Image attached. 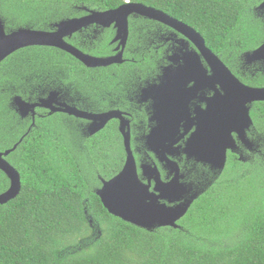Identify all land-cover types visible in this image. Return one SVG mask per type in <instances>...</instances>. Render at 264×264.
Returning <instances> with one entry per match:
<instances>
[{"label":"trees","instance_id":"trees-1","mask_svg":"<svg viewBox=\"0 0 264 264\" xmlns=\"http://www.w3.org/2000/svg\"><path fill=\"white\" fill-rule=\"evenodd\" d=\"M126 1L0 0V17L8 31L21 26L51 30L61 19L85 14V8L115 9ZM129 1L193 26L234 71L244 52L264 41V17L256 10L262 0ZM162 26L131 17L126 60L107 67H87L65 50L40 45L22 48L0 63V148L24 137L7 157L20 170L22 190L0 204V264H264V101L254 102L251 111L249 136L259 151H247L245 161L231 154L221 176L198 166L191 179L200 197L181 227L153 230L111 214L96 193L101 178L113 177L124 164L109 146L120 143L116 126L90 136L82 119L40 110L44 115L29 130L32 117H21L12 105L15 95L37 100L58 90L68 102L92 112L128 109L131 82L157 71L160 53L149 40ZM114 32L92 25L70 41L86 53L107 56L114 53ZM139 46L151 50H136ZM253 80L264 85L263 76ZM199 175L206 177L197 181ZM8 186L0 172V191ZM94 227L100 229L96 236Z\"/></svg>","mask_w":264,"mask_h":264},{"label":"water","instance_id":"water-1","mask_svg":"<svg viewBox=\"0 0 264 264\" xmlns=\"http://www.w3.org/2000/svg\"><path fill=\"white\" fill-rule=\"evenodd\" d=\"M257 8L264 9V1ZM85 10L87 13L82 16L57 21L52 25L51 30L21 26L8 31L4 19L0 17V63L22 48L36 45L65 50L91 68L123 63L130 35V17L136 15L164 23L182 33L198 46L199 51H190L185 54L186 64L171 73L170 79L174 85L180 88L173 93L171 101L167 95L168 92L166 93L160 84L151 88L154 89L152 96L155 102L154 108L160 117L157 118L159 125L148 134L146 141L150 151L156 155L160 162L164 163L165 167L176 168L174 177L169 182H163L158 166L150 163L141 164L142 174L140 175L138 162L132 148L130 120L120 109L102 113L92 112L71 104L58 90H52L47 96L36 101L26 100L21 95H16L12 104L21 117L25 118L32 114L33 123L30 130L35 125L38 107L47 109L49 114L63 112L88 120L87 132L90 136L102 130L110 120L119 119L120 132L124 138L127 154L126 160L116 175L109 179H101L102 185L96 190V193L111 214L129 223L148 230L166 226L181 227L179 221L188 213L193 202L199 197V192L197 190L193 192L192 185L180 182V178L184 175L180 173L178 162L168 155L173 154L172 150L177 149L175 145L180 137H177L172 129L175 125L166 122V119L169 114L178 115L177 111L183 107L185 93L181 91V87L185 84L186 77L188 76L189 81L200 82L212 79L217 88L214 97L208 101L207 107L199 112V124L196 131L190 135L183 152L188 158H195L196 161L209 165L219 175L226 168L228 150H234L237 147L233 133L238 135L239 140L250 151L254 149L255 142L248 136V130L254 124L251 107L254 102L264 101V87L244 84L221 57L207 46L205 37L196 28L172 17L161 9L129 1L115 9L85 8ZM90 25L103 28L113 26L115 28L116 34L112 42L118 43L117 53L109 56H97L84 52L69 41L75 33ZM200 53L212 66L213 75L210 77L206 75L207 70L202 64ZM263 55L264 43L254 50L247 51L244 58L246 61L252 62L260 59ZM169 83L170 80L168 85ZM174 95H178V98H173ZM166 126H168V130L162 131ZM22 140L23 138L9 149L4 151L0 149V169L10 179V187L0 193V204H6L16 198L22 190L20 171L6 159V156L14 151ZM168 142L169 144H167ZM241 159L246 160L244 156H241ZM148 173L155 176L156 185L153 190H151V185L143 180V177ZM182 198H184L183 201L173 204Z\"/></svg>","mask_w":264,"mask_h":264},{"label":"flooded vegetation","instance_id":"flooded-vegetation-1","mask_svg":"<svg viewBox=\"0 0 264 264\" xmlns=\"http://www.w3.org/2000/svg\"><path fill=\"white\" fill-rule=\"evenodd\" d=\"M263 1L264 0H262L260 4ZM259 5L256 6V10L260 12V15L262 17H264V9H258L257 7ZM131 17L141 18L143 16L136 15V16H131ZM161 24L163 25L162 28L158 29L154 33L155 38L149 40V46L152 48H157V50L160 53V60L157 64V71L154 72V76L152 77H150V73H149L148 77L141 78L139 80H134L131 82L130 92H133V96L128 93H127L128 95H126V98L129 100L130 105L128 109L126 110L121 109V110L126 114V117L130 120V129H131V134H132V148H133V151L135 153V156L138 162L140 175L142 174L141 167H140L142 163H150L153 165L156 164L160 171L162 181L169 182L176 174V168L165 167L164 163L160 162V160L156 157V155L152 151H150L146 143L148 134H150L151 131L159 125L158 119L160 117V114L154 108L155 102L152 99V96L154 95V89H151V88H153V86H155L156 84H160L164 88L165 92L166 93L168 92L167 95L170 97V101H171V97L173 93L176 92L178 89H180L177 85H174L172 80L170 79L171 73L177 70V68H179L180 66L186 64L185 54L189 53L190 51H199V48L192 40H190L188 37H186L182 33L174 30L173 28H171L170 26L164 23H161ZM94 26L97 27V30L106 29L100 26H96V25ZM112 28L114 27L112 26ZM115 34H116V31L114 32L112 39L114 38ZM128 43H129V39H128ZM263 43L264 41H262L256 48L261 46ZM112 45H114L113 51L116 52L114 48L115 47L117 48L118 43L112 42ZM149 46L147 48L139 46L136 48V50L142 49L144 52L145 51L148 52L151 50ZM248 51H251V50H248ZM246 52H244V54ZM200 54H201L202 64L204 68L207 70L206 75L207 77H210L213 75L212 66L205 59L204 55L202 53ZM244 54L241 56L242 62H241V65H239L238 70L234 71L228 65L227 66L237 76V78L241 80L244 84L253 86V87H264V85H254V80H253V78H256V77H260V76L264 77V55L260 59H257L252 62H248L245 60ZM190 76H191V73H190ZM169 80H170V83L168 85ZM217 86L218 88H220L219 85ZM216 88L217 87H215V84L212 79H207V81L205 82L189 81V78L187 76L185 84L181 87V91L185 93L183 107L179 111H177L178 115L169 114L166 119V122H170L175 125V127L172 129H174L176 136L180 137L178 143L175 145L177 149L172 150L173 154H168V155L169 157H172L176 162H178V165L180 167V173L184 175L183 177L180 178V182H186L192 185L194 188L192 189L193 192L198 189V185L193 183L195 180H192L191 177H192V174H197L200 172V170L197 169L198 166L204 169L205 174H206L205 170L208 168L211 174L213 175V177L222 175V174L220 175L217 174L215 170L211 169L209 165L204 164L202 162H198L196 161L195 158H188V156L183 152V149L186 147L187 141L190 135L193 132H195L197 129V126L199 124V121H198L199 112H201L207 107L208 101L211 98H213L215 95ZM111 95L113 98L116 95V98L119 99L116 93L112 92ZM173 98H178V95H174ZM26 100L31 101L30 98ZM71 104H74V103H71ZM112 109H120V108L110 107L108 109H104V110L97 111V112L102 113V112H106ZM40 110H45L46 113L48 114L47 109L38 107L36 117L44 115L40 112ZM58 113H63V112H58ZM30 116L32 117V114H30ZM172 116H175V118H172ZM82 120H83V124L85 125V129L87 131V126L89 124V121L86 119H82ZM32 121H33V118H32ZM113 126H116L120 132V120L117 118L110 120L106 124V126L99 132L108 131L112 129ZM167 127L168 126L164 127L162 131H167L168 130ZM253 127H254V124L248 130V136L251 130L253 129ZM182 134H185V135L181 136ZM233 135L236 138L237 147L234 150H228V160H229L230 155L234 154L235 158L243 161L241 159V156H244L246 158L247 151L248 153L259 151V145L255 144L254 149L250 151L246 147V145L241 140H239L238 135L236 133H233ZM120 136H121V141H122V145H123L124 152H125V158L123 159L125 163L127 154H126L125 146H124V138L121 132H120ZM250 139L252 138L250 137ZM253 141L256 142L255 140ZM167 144H169V142ZM109 146H111L112 148L115 147V145L113 144H109ZM7 157L8 156H6V159L11 163V161ZM11 164L14 165L13 163ZM14 166L16 167V165ZM0 172L4 173L2 169H0ZM205 177L206 175H199L196 178V180L200 181V179L205 178ZM143 180L144 182L149 183L151 185V190L154 189L156 185V180H155L154 175H149L148 173L147 176L143 177ZM9 187H10V179H9V186L5 188L3 191H0V193L6 191ZM199 197H200V193H199ZM183 200L184 198H182V200L180 201L174 202L173 204H176V203L178 204L179 202Z\"/></svg>","mask_w":264,"mask_h":264},{"label":"rangeland","instance_id":"rangeland-1","mask_svg":"<svg viewBox=\"0 0 264 264\" xmlns=\"http://www.w3.org/2000/svg\"><path fill=\"white\" fill-rule=\"evenodd\" d=\"M114 50H116V47L114 48ZM115 142H116V144H113V145H115V147H111V150L112 149H115L116 150V152L119 154V156L118 157H120V158H122V159H124L125 158V152H124V155H122L123 154V145H122V141H121V138L119 137V142L120 143H118L117 144V141L115 140ZM123 148V149H122ZM94 231L92 232V235L93 236H96L99 232H100V229H98L97 227H94V229H93Z\"/></svg>","mask_w":264,"mask_h":264},{"label":"clouds","instance_id":"clouds-1","mask_svg":"<svg viewBox=\"0 0 264 264\" xmlns=\"http://www.w3.org/2000/svg\"><path fill=\"white\" fill-rule=\"evenodd\" d=\"M126 2H129V0H127ZM86 13H87V11H86ZM86 13H85V14H86ZM83 15H84V14H83ZM80 16H82V15H80ZM90 26H91V25H90ZM88 27H89V26H88ZM88 27H87V28H88ZM109 28H112V26L109 27ZM85 29H86V28H85ZM114 30H115V29H114ZM81 31H82V30H81ZM79 32H80V31H79ZM72 37H73V36H72ZM72 37H71V38H72ZM71 38H70V39H71ZM70 39H69V41H70ZM111 43H112V41H111ZM127 44H128V43H127ZM115 53H117V51L114 52L113 54H115ZM113 54H111V55H113ZM107 56H109V55H107ZM124 57H125V53H124ZM125 60H126V58H125ZM110 66H111V65H110ZM62 95H63V94H62ZM15 96H16V95H15ZM15 96H14V97H15ZM63 96H64V95H63ZM14 97H13V98H14ZM64 98H65V96H64ZM38 99H39V98H38ZM38 99H37V100H38ZM65 99H66V98H65ZM12 100H13V99H12ZM66 100H67V99H66ZM31 101H36V100H31ZM12 105H13V104H12ZM13 107H15V106L13 105ZM40 108H41V107H40ZM15 109H16V107H15ZM120 110H121V109H120ZM251 110H252V107H251ZM16 111H17V110H16ZM17 112H18V111H17ZM55 113H56V112H55ZM48 114H49V112H48ZM53 114H54V113H53ZM65 114H66V113H65ZM19 115H20V114H19ZM49 115H52V114H49ZM68 115H69V114H68ZM29 116H30V115H29ZM29 116H27V117H29ZM71 116H72V115H71ZM27 117H25V118H27ZM252 118H253V117H252ZM79 119H81V118H79ZM32 123H33V122H32ZM31 129H32V128H31ZM29 130H30V128H29ZM22 138H24V137H22ZM19 141H20V140H19ZM19 144H20V143H19ZM8 149H9V148H8ZM5 150H6V149H5ZM227 163H228V162H227ZM226 166H227V165H226ZM105 179H106V178H105ZM101 182H102V180H101ZM197 190H198V189H197ZM193 204H194V202H193ZM193 204H192V205H193ZM191 207H192V206H191ZM179 222H180V221H179ZM179 224H180V223H179Z\"/></svg>","mask_w":264,"mask_h":264}]
</instances>
